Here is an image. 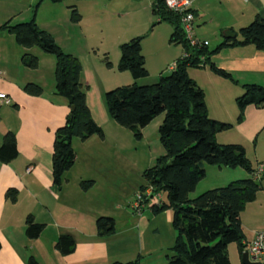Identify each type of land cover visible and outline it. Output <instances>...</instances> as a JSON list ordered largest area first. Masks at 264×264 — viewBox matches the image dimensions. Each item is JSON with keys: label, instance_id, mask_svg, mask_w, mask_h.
Instances as JSON below:
<instances>
[{"label": "crops", "instance_id": "0c3cea01", "mask_svg": "<svg viewBox=\"0 0 264 264\" xmlns=\"http://www.w3.org/2000/svg\"><path fill=\"white\" fill-rule=\"evenodd\" d=\"M211 2L213 0H192L191 4L194 35L207 41L208 49L220 44L227 31L236 35L239 28L256 16L264 20V0H218L213 15L208 10ZM171 32L172 26H168L160 34L165 47L157 56L159 69L162 68L158 75L165 73L164 67L171 70L174 61L184 54L181 45L170 44ZM209 36H214L212 45ZM209 61L231 77L219 76L207 65L188 67L187 74L202 89L208 116L231 124L216 133L217 142L241 144L245 155L246 147L253 145L255 157H263L257 146L262 139L264 149V108L247 105L237 121L235 98L242 94L244 84L264 86V51L251 44L228 45L211 54ZM0 69L3 71L0 90L11 98L10 104H0V144L7 131L13 132L17 150L10 161H0V264H26L29 256L39 264H108L135 258L141 264L143 258L171 247L176 234L170 210L156 211L147 206L136 213L131 204L142 183L132 184V197L127 196V188H122L123 183H127L129 168L119 156L120 146L106 141L105 125L112 120L94 71L85 72L83 83L88 86L85 99L92 118L102 129L103 138L92 135L85 141L72 139L74 163L63 174L61 185L56 187L52 183V143L56 128L64 123L69 112L66 101L54 92V80L46 91V85L28 79L26 73L21 72L22 68L12 65L2 55ZM26 82L40 84L42 94H26L22 90ZM162 119L163 116L152 119L141 129V137L150 123L158 128ZM256 162L255 167L262 164ZM204 168L206 172L208 168ZM217 169V173L228 174L223 169L230 168ZM80 180H92V186L83 190L79 187ZM8 189L16 191L13 202L5 197ZM28 215L43 224L36 238H29L25 233ZM101 216L113 219L111 235L97 234L95 222ZM256 230L252 228L250 234L242 230V240L251 239ZM61 234L72 236L74 250L71 253L62 255L55 249L54 244ZM230 245L227 247L230 264L240 263L237 244L235 248Z\"/></svg>", "mask_w": 264, "mask_h": 264}, {"label": "trees", "instance_id": "16d2710c", "mask_svg": "<svg viewBox=\"0 0 264 264\" xmlns=\"http://www.w3.org/2000/svg\"><path fill=\"white\" fill-rule=\"evenodd\" d=\"M60 2L62 0H50ZM151 11L156 23L167 22L172 26L169 42L182 46L184 54L177 58L169 74L160 73L153 84L136 85L131 83L108 90L103 94V102L109 117L117 124L129 129L136 139L141 138V129L156 116L163 114L158 126V137L164 153L156 158L153 166L142 171L143 183L139 190L151 186L154 192L165 193V200L156 211L168 209L171 212V225L175 239L170 254L164 264H230L227 247L236 243L241 254V240L244 237L240 212L246 203L255 198L262 188L264 173L258 180L251 177L231 181L223 187L203 191L189 197L198 181L205 176L206 164L217 167H242L252 175L253 168L245 155L244 147L238 143H218L216 133L231 126L210 118L204 102V93L188 76V67L207 65L222 77L230 74L217 68L209 61V56L223 46L251 44L264 51V20L256 16L249 24L238 29L237 34L225 38L214 48L190 46L184 37L180 17L169 10L163 0H153ZM71 18L79 21L80 15L72 9ZM0 29H8L15 41L25 47H39L53 55L54 88L62 96L69 108L64 123L56 128L52 143L51 164L52 183L59 187L63 174L74 163L72 139L85 141L92 135L103 138L101 127L92 118L86 104L85 91L80 81L79 60L65 52L56 44L53 37L40 29L34 19L9 25L4 22ZM142 36H135L120 43L117 68L128 71L133 79L148 75L141 52ZM21 62L25 67L35 68L37 57L24 54ZM22 90L32 96L42 94V87L34 82H26ZM238 108L237 121L242 118L247 105L264 108V86L244 84L243 92L235 98ZM17 154L16 138L7 131L0 144V161L8 162ZM92 180H80L79 187L87 190ZM5 197L15 201L16 191L8 189ZM98 235H111L114 221L111 217L96 219ZM25 233L36 238L43 229L28 215L25 218ZM54 247L62 255L74 250V240L69 234L58 236ZM26 264H39L29 256ZM108 264H138V259L127 262L112 261Z\"/></svg>", "mask_w": 264, "mask_h": 264}, {"label": "rangeland", "instance_id": "374dc122", "mask_svg": "<svg viewBox=\"0 0 264 264\" xmlns=\"http://www.w3.org/2000/svg\"><path fill=\"white\" fill-rule=\"evenodd\" d=\"M152 1L0 0V26L6 21L9 25H14L34 19L36 25L48 32L63 52L79 60L81 64L80 81L85 94L88 90V86L83 83L85 72L92 70L103 96L104 92L121 85L134 82L136 85H145L158 81V72L162 68L159 69V57L157 56L165 47V41H161L160 34L171 25L166 22L156 23V17L151 11ZM217 2L218 0H213L211 6H208L211 15L216 10ZM72 9L80 15L79 21L72 20ZM135 36H142L141 52L145 59V66L149 70L147 76L138 79H133L128 71H120L117 68L120 55L119 44ZM208 40L212 45L214 36H209ZM26 53L37 57V67L28 68L22 64L21 58ZM0 55L8 59L12 65L16 64L19 69L22 68L21 72L26 73L28 79H35L42 85H46V91H49L48 87L54 80L55 59L53 55L45 53L37 46L25 48L19 45L15 41L14 34L8 29H0ZM164 71L166 75L170 73V70L165 67ZM158 116L161 118L163 114ZM153 125L154 123H150L140 139H136L129 129L113 120L111 124L105 125L106 141L120 146L119 156L125 160V166L129 168V172L127 170L126 173L127 183L122 185V188H127L128 197H132L134 182L143 183L142 171L153 166L156 158L164 153L158 137V128L157 126L152 127ZM261 140L258 141L257 151L263 157H255L253 145L246 147V157L253 168H257L255 167L256 161H261V165L264 166V154L262 153L264 149H262ZM205 166L208 170L205 176L198 181L196 188L190 192V198L207 189L223 187L231 181L248 177L255 179L242 167L223 169L227 170L223 172H228V174H222L216 172L219 167L215 165L206 164ZM261 185L262 188L256 193L255 198L246 203L240 212V223L245 233L250 234L252 228H264V182ZM138 191L139 188L136 192ZM159 194L161 201L166 199L165 193ZM235 244L231 243L230 248H235ZM167 254H170L169 249L162 253L155 252L149 258H143L141 264H157L158 260L161 261L158 262L159 264H164ZM139 262L138 259V264ZM238 262L240 263L237 264H241V261Z\"/></svg>", "mask_w": 264, "mask_h": 264}, {"label": "built area", "instance_id": "2783aa9c", "mask_svg": "<svg viewBox=\"0 0 264 264\" xmlns=\"http://www.w3.org/2000/svg\"><path fill=\"white\" fill-rule=\"evenodd\" d=\"M165 6L177 13L180 17V25L183 34L190 46L202 47L207 45V41L200 40L195 37L193 32V10L191 7L192 0H163ZM3 76V71L0 69V80ZM11 98L0 90V104H10ZM264 171V166L259 165L253 172V177L259 179ZM162 205L160 194L154 192L151 186L139 190L134 195V200L131 208L134 212L140 213L144 207L151 206L152 208H159ZM246 253L250 261L260 262L264 264V228L258 229L254 232L249 240H241V254Z\"/></svg>", "mask_w": 264, "mask_h": 264}, {"label": "water", "instance_id": "95a60500", "mask_svg": "<svg viewBox=\"0 0 264 264\" xmlns=\"http://www.w3.org/2000/svg\"><path fill=\"white\" fill-rule=\"evenodd\" d=\"M234 36V34L230 31H227L225 34H224V38H230ZM56 92V91H55ZM57 93V92H56ZM241 263L242 264H261L260 262H256V261H250L247 257V254L244 252L241 254Z\"/></svg>", "mask_w": 264, "mask_h": 264}]
</instances>
